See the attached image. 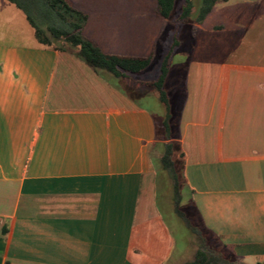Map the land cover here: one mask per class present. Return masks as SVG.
<instances>
[{
    "label": "crops",
    "instance_id": "1",
    "mask_svg": "<svg viewBox=\"0 0 264 264\" xmlns=\"http://www.w3.org/2000/svg\"><path fill=\"white\" fill-rule=\"evenodd\" d=\"M66 1L87 15L82 34L107 54L146 57L176 35L172 65L189 36L179 108L175 86L167 92L185 184L218 244L244 264H264V7L250 18L245 0L225 1L245 29L231 51L212 36L222 25L205 26L216 4L182 30L156 5L162 21L133 6L90 21ZM136 80L102 76L71 48L40 44L24 12L0 0V264L178 257L156 206L151 155L164 139L152 112L120 88L150 96Z\"/></svg>",
    "mask_w": 264,
    "mask_h": 264
},
{
    "label": "trees",
    "instance_id": "2",
    "mask_svg": "<svg viewBox=\"0 0 264 264\" xmlns=\"http://www.w3.org/2000/svg\"><path fill=\"white\" fill-rule=\"evenodd\" d=\"M9 1L24 12L28 22L34 28L36 39L40 44L55 46L60 50L66 49L67 46L59 45V42L68 44L76 57L102 76L107 75L122 81L126 78H132L134 74L146 70L155 58V50H152L146 57L115 55L103 52L81 32L87 20V15L71 6L66 0ZM225 1L227 0H201L200 6L194 15V20L197 23L202 22L217 2ZM178 2L180 3L176 20L180 23L186 22L192 14L193 0H156L158 15L163 18H171ZM37 11L43 12V14L41 13L42 16L44 15L42 23L47 21L45 13H48V15L51 13L60 24H36L32 15ZM178 45L179 40L176 35H173L162 54L158 74L152 79L142 81L143 85L153 89L157 93L158 100L165 108L162 123L164 127L163 137L159 133L158 125H156L157 136L159 139L163 138L164 142L155 149L151 158L157 174L159 172H166L171 178L174 195V213L182 219L187 229L191 230L197 237V248L193 259L183 264H244L217 244L218 242L211 243L208 236H214L205 229L196 211L202 228L193 224L186 213L180 209L181 194L179 186L181 182L185 183L183 176V155L179 151L178 143L174 140L175 127L171 121L174 111H172L170 97L164 88L172 56Z\"/></svg>",
    "mask_w": 264,
    "mask_h": 264
},
{
    "label": "rangeland",
    "instance_id": "3",
    "mask_svg": "<svg viewBox=\"0 0 264 264\" xmlns=\"http://www.w3.org/2000/svg\"><path fill=\"white\" fill-rule=\"evenodd\" d=\"M71 1L75 2L76 6L82 8L84 11L89 12L87 13L90 15V21H92V19L97 15L102 14L103 11H105L106 14H109V12L107 11L117 8L129 7V6H133L141 10L149 11L152 16L154 14L153 16L154 19L155 18L159 20L162 19L159 16H157L153 11L156 5L155 0H71ZM179 3L180 2H178V4L176 5V8L173 11L172 17L170 19L175 25L178 26L180 25L182 30H186L187 28L186 26H184L185 24L180 23L176 20ZM200 3L201 0H193V9H192L191 17L196 14L200 6ZM225 3L226 2L216 3L214 10L212 14L208 17L205 26L208 29L210 27V23L213 22L222 25L223 26L222 31L214 32L212 33V36H219L226 39L228 46L232 51L235 46L237 38L241 37L242 31L245 30L244 28L238 25L239 19L236 18L238 14L240 15L243 14L238 13L236 7L234 6L231 7L232 6L231 4L228 5ZM244 4H246V9H247L245 16L248 15L250 16V18H252L255 14L261 15L259 14L260 12L257 11L263 9L262 7H264V0H245ZM41 13L43 14L42 11H37L32 15L36 24H48V25L60 24L56 19V17L53 16L51 13L50 15H48V13H45L47 21L42 23L44 15L42 16ZM199 36H202L201 31L198 33L197 37ZM170 39L167 42H169ZM166 40L167 38L165 39V41ZM167 42L166 44H168ZM58 44L69 47L68 44L63 42H59ZM191 45H192V40L189 38V36H187V34L185 35V37L181 38V49L174 57L175 59L180 58V61H178V63H174L170 65L169 73L165 82V88L167 92L171 90V88H173L174 86H175L174 89L176 88V91H173L174 92L173 94L176 93V97L178 101H176V99L174 101L172 100L176 108H179L180 106L179 99L181 97L180 89L179 87L177 89V86H179V83L183 79L185 73V67L186 64L188 63V60L194 57L193 50L190 47ZM213 46L215 47L216 45ZM164 50L165 48L162 51L157 50L155 52V58L152 61L151 65L143 72L134 74L133 79H137L136 81L142 83V81H146L148 79L154 78L158 74V68ZM142 88L150 96L145 97L143 95H140L137 92H135L131 87H125V86L121 87L123 91L130 94L134 99H136V101L146 106L152 112L155 121L157 122V125L159 127V130L163 132L164 127L162 123L164 119L165 108L160 102H158V95L153 89L147 87H142ZM170 97L172 98L173 95L170 94ZM177 113L173 114L171 120L174 127L177 121ZM157 175H158V181H157L158 185L156 192V206L159 210V214L161 216L163 223L165 224L166 228H168L171 237L174 240V248H175L174 254L180 253L178 257L176 258L174 257L171 264H183L184 262L193 259L194 252L197 248V237L194 233L191 232V230L187 229L182 219L179 216H177L173 211L174 195H173L171 178L166 172H159V174ZM179 189L181 194L180 209L186 213L187 217L192 221L193 224L202 228L198 216L193 208L191 201V193L188 187L184 182H181ZM208 238L211 241V243L218 242L217 239H215L212 236H208Z\"/></svg>",
    "mask_w": 264,
    "mask_h": 264
}]
</instances>
